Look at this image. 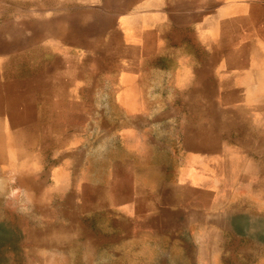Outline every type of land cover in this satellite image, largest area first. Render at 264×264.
<instances>
[{
  "label": "crops",
  "instance_id": "crops-1",
  "mask_svg": "<svg viewBox=\"0 0 264 264\" xmlns=\"http://www.w3.org/2000/svg\"><path fill=\"white\" fill-rule=\"evenodd\" d=\"M100 3L122 47V145L95 175L88 164L83 180L40 183V264H264V0ZM55 76L43 84L58 86ZM205 93L231 125L197 117L177 137L141 130L146 104H166L169 124L173 104H204Z\"/></svg>",
  "mask_w": 264,
  "mask_h": 264
},
{
  "label": "rangeland",
  "instance_id": "rangeland-1",
  "mask_svg": "<svg viewBox=\"0 0 264 264\" xmlns=\"http://www.w3.org/2000/svg\"><path fill=\"white\" fill-rule=\"evenodd\" d=\"M103 9L100 0H0V264H40V183L50 188L70 172L83 180L88 164L95 175L102 162L118 158L122 47L115 14ZM45 73L60 74V84L46 87ZM213 100L205 93L204 104H173L169 124L166 104H146L141 130L177 137L197 117L231 125L230 109Z\"/></svg>",
  "mask_w": 264,
  "mask_h": 264
},
{
  "label": "bare ground",
  "instance_id": "bare-ground-1",
  "mask_svg": "<svg viewBox=\"0 0 264 264\" xmlns=\"http://www.w3.org/2000/svg\"><path fill=\"white\" fill-rule=\"evenodd\" d=\"M74 27V26H73ZM76 30V29H75ZM78 30V29H77ZM82 38V37H81ZM217 39V38H216ZM10 47H12V46H10ZM58 50V49H57ZM255 80V79H254ZM253 80V81H254ZM226 81V80H225ZM256 83V82H255ZM260 84H261V82H259ZM250 85V84H249ZM248 85V86H249ZM246 86V85H245ZM250 88V87H249ZM255 90V89H254ZM246 91V90H245ZM253 91V90H252ZM258 92V91H257ZM68 93V92H67ZM254 95H257V94H254ZM249 99V98H248ZM1 100H2V98H1ZM253 100H255V99H253ZM63 104V103H62ZM244 110V109H243ZM246 111V110H245ZM6 115V114H5ZM250 115V114H249ZM198 119V118H197ZM247 119H249V118H247ZM246 119V120H247ZM262 131V130H261ZM2 140V139H1ZM1 146H2V144H1ZM4 149V148H3ZM27 149V148H26ZM28 150V149H27ZM247 165V164H246ZM25 166V165H24ZM27 167V166H26ZM249 167V166H248ZM23 169V168H22ZM256 184V183H255ZM253 187H255V186H253ZM254 189V188H253ZM245 195V194H244ZM249 194H247V196H248ZM249 198V197H248ZM252 199V198H251ZM147 203V202H146ZM252 203V202H251ZM258 205V204H257ZM262 208V207H261ZM143 209V208H142ZM129 214V213H128Z\"/></svg>",
  "mask_w": 264,
  "mask_h": 264
}]
</instances>
